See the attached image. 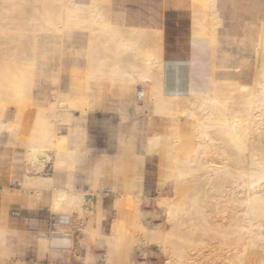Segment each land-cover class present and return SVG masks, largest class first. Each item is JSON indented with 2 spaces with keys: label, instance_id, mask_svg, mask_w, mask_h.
<instances>
[{
  "label": "bare ground",
  "instance_id": "obj_1",
  "mask_svg": "<svg viewBox=\"0 0 264 264\" xmlns=\"http://www.w3.org/2000/svg\"><path fill=\"white\" fill-rule=\"evenodd\" d=\"M99 1L91 0L84 10L74 0H0V132L8 133L11 146L19 138L25 149L21 190L54 186L56 178L43 173L50 160L62 170V186L52 187L51 211L74 219L70 230L78 233L77 246L83 238L107 246L102 260L85 255L84 264H121L120 253L129 250L141 257L161 256L166 264H264V11L245 30L228 32L217 14V0H187L188 36L198 46L193 54L209 55L207 64L200 63L207 82L191 91L183 79L168 75L160 57V32L115 25L99 12ZM70 30L85 38L83 93L58 88L56 100H38V44L45 35ZM143 37L147 43L138 40ZM225 44L238 49L233 53ZM204 46L207 52L199 49ZM106 53L109 66L103 62ZM103 88L120 101L139 91L130 127L137 143L128 146L127 139L111 157L94 154L84 128L88 119L110 110L98 94ZM29 110L30 126L22 127ZM128 117L120 112L121 121ZM136 146L141 156L126 152ZM147 160L156 163L153 203L159 211L152 218L157 223L139 210V202L149 200L144 195ZM76 171L85 175L91 197L75 188ZM3 172L0 189L6 197L14 181ZM106 196H111L115 218L105 239L99 230ZM0 205L1 216L6 211ZM0 224L4 263L12 257L5 246L6 226Z\"/></svg>",
  "mask_w": 264,
  "mask_h": 264
},
{
  "label": "crops",
  "instance_id": "obj_2",
  "mask_svg": "<svg viewBox=\"0 0 264 264\" xmlns=\"http://www.w3.org/2000/svg\"><path fill=\"white\" fill-rule=\"evenodd\" d=\"M74 1L79 6H81V9L83 8L84 10H86L91 0H74ZM107 1L106 0L99 1V3L102 5V6L101 5L98 6L99 12L101 11L100 13L105 15V17L109 15L112 18V21L115 23V25L123 26L125 28H131L134 30H142L140 26L141 20L139 19V15L135 13H130L129 12L130 9L127 8L129 6L127 4H124L125 2L124 0H107ZM159 1L160 0H157L160 10ZM241 1L245 3L248 2V4L249 3L251 4L247 5V9L245 10L242 9V14L238 16L230 14V18H228V22L226 23L224 22L225 20L224 10L227 9L226 4L224 3L223 0H217L216 11L217 14L220 15V17H222L223 27L225 31L240 32L245 30L250 24H252L254 19L253 17H255V15L257 14H262V12L264 11V0H241ZM186 2L187 0H162V3L166 5L164 11L165 23L161 27L159 26L158 28H152V29L161 33L163 43H161L160 57L163 63L165 64V67L168 71V75H170L172 72V76L175 77L177 80L179 79L182 81L183 79L182 82L183 84L185 83L187 89L193 91L198 89L196 86L202 84L203 82L206 83L207 78L204 79L203 77L204 75L203 73L205 71H200V67H201L200 63L203 62V56L200 53H198V55L195 53L193 54V49L197 50L198 46L194 47L189 40V36H188L189 18H188V9L186 7ZM104 8L107 10H103ZM243 13H246V15ZM237 20L238 21L241 20L242 24H239ZM244 20H247V22H245ZM73 36L78 37V39L80 38L84 39V41L82 39L79 40L80 43L77 45L78 48H82L85 44V38L81 35L80 31H76V30L66 31V33L63 36L52 35V34L43 36L38 44L35 70L38 67L39 63L44 62L46 54L49 52L50 49L54 48L57 45L58 41L61 43V40L63 38L65 37L69 38ZM141 42L147 43L144 39L141 40ZM199 49L203 50V48H199ZM84 52H85V48L81 53V57L83 59L78 58L76 61L73 62L66 60L64 62V66H60L58 68L57 75L55 78L56 84H58V79L60 78V76H62L63 81H66L67 79L66 75H70V76L74 75L75 76L74 79H80L82 80L83 83L84 64H85ZM106 55H104L103 57L104 59L103 62L105 64H107L109 60H111L109 53L108 54L106 53ZM70 64L74 67H67L70 66ZM105 64L104 66L110 65V64L107 65ZM64 68H67V71H64ZM180 77L182 78L180 79ZM58 88L59 87L56 86L54 91H57ZM62 88L64 91L67 90V85L65 84V82L62 84ZM71 92L82 94L83 88H80L78 90H73ZM98 94L100 96V100L101 99L105 100L108 107L110 105L109 112L117 111L119 109L115 107V105L120 106L121 103H119L117 99L111 98V94L108 91L104 89L101 90V94L100 93ZM38 100H41V98L39 97ZM49 100L50 101L56 100L55 92L49 95ZM31 114L32 111L29 110L26 113V115L23 116V119L21 121L22 127L26 126L27 128L30 126V123L32 121ZM99 116L101 115H97L98 118ZM98 118L97 120L96 119L92 120V118H90L88 119L90 121H87L84 125L88 138V144L92 148H93L92 145L93 142L96 141L93 139L95 135L94 130L96 129L99 132L103 130V129H98L96 126L97 124H100L98 122ZM16 153H18L17 149L15 155ZM22 153H24V151ZM17 158L21 159V157L19 156H17ZM61 186L62 183L60 182V179H58L55 181L53 189L56 188L58 189ZM74 186L75 188H77L75 182H74ZM8 188L9 189H8V193L6 194L7 195L6 197L2 195V191H1L2 189H0L1 191L0 204L5 206V208H3L4 206H2V209L3 211H6V213L4 212L5 214H3L4 216L6 215L5 219L3 215H1L2 217L0 216L1 217L0 223L2 222V226L4 227L6 226L5 229L8 230V233L6 234L5 246L7 247V254H9L10 257H12V259H9L10 261L5 260L6 262L4 261V263H0V264H19V263L67 264V262H65L64 260V254L62 248L53 246L51 240L54 239L56 240V242L62 241L61 240L62 237L60 236L65 233L68 234L70 231H72L74 229L75 221L73 218L71 217L69 218L67 215L64 214L56 215L51 211L50 200L52 197L51 191L53 192V189H50L49 193L47 194L43 192H40L39 194L38 193L39 190L36 191L35 189L21 190L23 188H21L19 184H15L13 186L9 185ZM39 195L41 197H39ZM1 196H3L2 199ZM30 196L34 200L33 202L32 200H29L31 199ZM29 201L32 202V203L30 202L31 204L30 207L29 205H27L29 204ZM70 228H72V230H70ZM43 238L45 240V245H44L45 247H43L42 245ZM68 238H70L69 235H67L65 239L70 241Z\"/></svg>",
  "mask_w": 264,
  "mask_h": 264
},
{
  "label": "rangeland",
  "instance_id": "obj_3",
  "mask_svg": "<svg viewBox=\"0 0 264 264\" xmlns=\"http://www.w3.org/2000/svg\"><path fill=\"white\" fill-rule=\"evenodd\" d=\"M124 1H125L124 4H127L129 6L127 8L130 9L129 10L130 13H135V14L139 15V19L141 20L140 26H141L142 30L151 31V30H153L152 28H158L159 26L161 27L164 25V23H165L164 11H165L166 5L164 3H162V0L159 1L160 10H159V5L157 3V0H124ZM223 1L226 4V8H227L226 10H224V13H225L224 22H226V23L228 22V18H230V14L238 16V15L242 14V9H244V10L247 9V5L251 4V3L248 4V2L247 3L242 2L241 0H223ZM243 14L246 15V13H243ZM244 17H246V16H244ZM244 21L247 22V20H244ZM237 22L239 24H242L241 20H239V21L237 20ZM81 39L82 38L78 39V37H76V36L69 37V38H67V37L63 38L61 40V43L58 41L57 45L54 48L49 50V52L45 56L44 62L39 63L38 67L35 70L36 87H35L34 92H35V98L36 99H38L40 97L42 101L47 100L49 95L51 93H54L53 91L55 90L56 86H58L60 91H62V92H71L73 90H78L80 88H83L82 80L74 79V77H75L74 75L70 76V75L65 74L67 76L66 81H63L62 76H60V78L58 79V84H56V80H55L58 68L60 66H64V62L66 60L73 62V61H76L78 58H82L81 53L85 48L84 42H83L84 46L82 48L77 47V45L80 43L79 40H81ZM142 39H144V37L141 39L138 38V40H140V41ZM82 40L84 41V39H82ZM224 47H226L228 50H230L233 53H235L238 49L236 44H230V45L225 44ZM207 49L208 48L204 46L203 51L207 52ZM206 54H204L202 56H203V61H205V63L207 64L209 62V55H206ZM67 67H74V66H72L70 64V66H67ZM203 74H204L203 75L204 79L208 78L207 70H205V72ZM64 82L67 85L66 91H64L62 88V84ZM137 88H139V87H137ZM101 90H104V88L100 89V92H101ZM138 92L139 91L137 89H134V91L130 92L127 95V97H125L124 100L122 99L121 101L116 98L119 101V103H121L122 106L121 105L120 106L115 105V107L119 108L117 111H111V112L108 111L109 113L106 112V113H104V115L100 114L101 116H99V118L97 117L98 122L100 124H97L96 126L98 129H103V130L101 132H99L96 129L94 130L95 135H94L93 139L96 140L92 144L93 149H94L93 152H95L94 154H101V155L105 154V155L111 157L115 153L116 146L118 147V146H122L124 144H128L130 141H131L130 145L128 144V146H131L132 142H134V143L136 142V137L132 138V137H134L133 135H136V134H135L134 130L131 131L132 130L131 129L132 124L134 123V118L131 116V112H133L137 107L136 104H138V103H137L136 99L138 97L136 96V94ZM135 101H136V103H135ZM123 105H125V106H123ZM150 106L151 105L148 104L147 101L144 102V107H145L144 109H146L149 112L151 111ZM12 110L13 109L8 110V112H7L8 114H6L8 119H11L13 117V116H10L11 114H14L13 113L14 110H13V112H12ZM120 112H125L129 116L128 120H126V122L121 121V119L119 118ZM31 115L33 116V112ZM118 115H119V117H118ZM97 118H96V120H97ZM118 119H120L121 123L119 122ZM123 132H124V134H122ZM131 133H133V134H131ZM130 135H132V136H130ZM131 138L135 139V140H132ZM8 139H9V137H8L7 132H4V131L0 132V159H1L0 160L1 161L0 162V164H1L0 165V172H3V170H4L5 174H8L9 172H10V174H12L11 178L14 181V182H12V186H13L15 184H19V180L22 177L23 172L26 171L24 169L26 168L27 164H26V158H25V149L23 146L21 147V143H20L19 138H17L15 140L13 146H11L10 144L7 143ZM127 139L130 141H128ZM117 142H118V144H117ZM15 148L18 150V153H16V155L21 157V159L17 158V156L15 155V152H16ZM22 150L24 151V153H22L23 152ZM128 150L137 156H139V155L141 156L143 154V150L139 146H136L135 148L128 147L126 152H129ZM22 156H24L23 157L24 159L22 158ZM52 164H53V166H52ZM56 167L59 168L58 166L54 165L52 160L48 161L45 164L44 169H43L44 175L54 177V178H56V180L62 178V170L60 168L58 170V169H56ZM146 170H147V174H146V180H145V186H144L145 187L144 195H145V197H148L149 200L145 201L142 199L139 202V210H141L140 212L142 214H144V216L148 220V222L151 221L153 223H157L158 220L156 219L157 220L156 221L155 218H152L153 214L157 213L159 211V209H158L159 207L157 205H154V203H153V200L157 197V193L154 191V188H155V185L157 182L155 160H147L146 161ZM30 172L31 171H28V173H30ZM75 173H76V175H74V176H75V178H77V179H75V184L77 186V189L82 191V194H84L85 198L91 197L92 193H90L88 191V187L86 188V186H88V185L85 182V180H86L85 175L83 174V172L81 174L80 171L79 172L76 171ZM57 175H59V176H57ZM56 180H54V184H55ZM110 185L111 184L109 181H107L105 183V189L107 190L108 193L110 192L109 191ZM52 187L49 189H44V191H43V189L39 190V191L47 194V193H49L50 189H52ZM111 202H112L111 196L103 197L102 206H103L104 210H106V208H107L106 218L103 221V223L101 224V227L99 230V233L101 234V236L103 238L105 236L108 237L109 234L111 233L110 232L111 231L110 229L112 226L111 224L115 218L114 209L113 208L111 209V205H112ZM156 209H158V210H156ZM166 228H168L167 225H166ZM7 233H8V230L6 229V234ZM76 233H77L76 231H71L70 234L61 235L60 237H62L61 240L63 242L62 241L56 242V240H54V239L51 240L53 246L62 248L65 262H67V264H72V263L84 264L83 259L81 257H83L85 255H90L96 259L102 260V257H104L105 254L107 253V246L104 244H100V243H98V246H97V242H94L95 244H91L92 242L89 244L88 241H86L85 239H82L81 245L77 246L78 242L76 241V239H78V233L77 234ZM66 235L70 236V238H68L70 241L65 239L64 236H66ZM106 237H105V239H106ZM131 251H132L131 253H129L130 250L127 253V251L121 252V250H118V253L121 252L120 254L122 255V256H120V260L124 262V263L121 262V264H126V263L129 264V262H131L133 264H166L165 259L162 258L161 256L155 257L152 255H149L147 257H143V256L141 257V256H137L135 254V252L133 253V250H131ZM127 254H130V255H127ZM131 255H133V256H131ZM118 256H119V254H118ZM135 256H137V257L135 258ZM125 257H127V258H125Z\"/></svg>",
  "mask_w": 264,
  "mask_h": 264
}]
</instances>
